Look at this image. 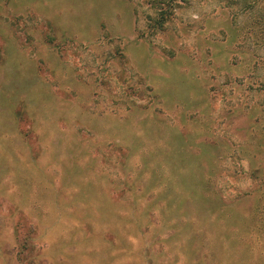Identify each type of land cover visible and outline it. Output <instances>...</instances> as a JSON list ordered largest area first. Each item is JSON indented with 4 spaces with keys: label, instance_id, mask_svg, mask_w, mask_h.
Returning <instances> with one entry per match:
<instances>
[{
    "label": "rangeland",
    "instance_id": "1",
    "mask_svg": "<svg viewBox=\"0 0 264 264\" xmlns=\"http://www.w3.org/2000/svg\"><path fill=\"white\" fill-rule=\"evenodd\" d=\"M0 264H264V0H0Z\"/></svg>",
    "mask_w": 264,
    "mask_h": 264
}]
</instances>
